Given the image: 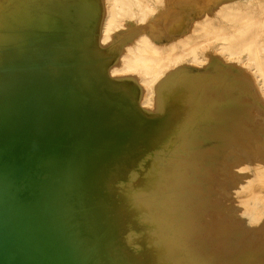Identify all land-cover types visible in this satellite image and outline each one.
<instances>
[{"label": "bare ground", "instance_id": "obj_1", "mask_svg": "<svg viewBox=\"0 0 264 264\" xmlns=\"http://www.w3.org/2000/svg\"><path fill=\"white\" fill-rule=\"evenodd\" d=\"M48 1L67 26L90 34L103 12V44L125 18L145 20L156 9L153 0H103L104 6L98 0ZM5 6L0 47L22 41L25 27L52 31L49 37L62 27L44 10V1L6 0ZM199 12L202 16L168 52L146 35L121 39L124 50L114 66L115 51L112 57H98L96 38L79 40L72 68H57L69 65L63 61L47 66L54 75L44 74L43 85L29 84L33 73L24 72L31 69L35 49L0 56V208L15 220L0 217V264H90L94 258L95 264H235L252 252H264V213L254 220L250 241L230 246L240 220L231 205L243 188L227 153L233 144L251 143L257 129L248 127L258 125L249 113H241L251 106L237 102L236 74L226 70L228 80H220L217 75H181L176 68L175 80L160 90L162 102L147 104L162 68L189 53L197 63L199 47L210 52V63L218 60L217 69L231 66L242 75L251 62L264 94V0L256 5L253 0H203ZM91 40L95 46L86 51L83 45ZM215 41L221 45L213 49ZM38 42L46 44L45 39ZM241 54L246 58L236 59ZM137 73L142 89L135 84L123 89L125 100L133 103L110 105L122 99L106 93L113 92L121 76ZM139 93L144 104L135 103ZM219 93L232 94L227 104L206 102L208 94ZM161 107L160 114L145 112ZM212 130L217 141L211 139L205 149L204 134ZM228 131L235 139L228 138ZM214 147L220 154L208 157L207 164L220 177L191 157ZM166 156L181 158L179 168L164 163ZM253 186L264 200V182ZM130 237L138 248L130 247Z\"/></svg>", "mask_w": 264, "mask_h": 264}, {"label": "rangeland", "instance_id": "obj_2", "mask_svg": "<svg viewBox=\"0 0 264 264\" xmlns=\"http://www.w3.org/2000/svg\"><path fill=\"white\" fill-rule=\"evenodd\" d=\"M41 1L45 2L46 8H44V10L48 12L51 16H53V18L59 20L62 27L55 29L53 31L54 35H52L51 37H49L47 33H52V31H42L40 29L33 27L32 28L25 27L23 28V31L27 33L26 37L23 36V39L26 38L25 43L23 42L24 41L23 39L22 41L19 39L18 41L14 40L13 42L12 41L4 42L5 44L3 43V45L0 47V56L7 54L8 51H11L12 49L36 50L35 53L30 54V56H32L29 59L31 69L29 70L27 69V71H24V72L33 73L30 79L28 80L29 84L31 85H36V84L43 85L46 82V79L44 78L45 75H47V77L54 75L52 69L47 68V66L51 64L56 65L58 63H61V61H63L64 63H69V65L67 64V66L66 65L64 66L62 64L57 66V68L67 67L66 70L69 71L70 68H72L70 66V63L75 62L74 59L76 57V53H75L76 50H74V47L76 46V43L79 40L84 42L85 40L89 41L92 38H96L98 40L97 43H99V45H97V51L100 53L98 57H105V56L110 57L112 54L116 52V55H114V57L111 56L112 57V60L110 62L111 66L118 65V61L120 60V56L122 55V51L124 50V45L121 39H125V41H127L132 36L136 38H140V36L142 35L149 36L155 45L162 47L163 50H166L168 52L170 44L173 41H175L176 37L187 34L190 31L189 30L191 27L190 25L194 23L193 21H195L196 19L202 16L201 15L202 13H200L199 11L203 0H165L167 2L165 3L167 6L161 5L162 3L153 0L152 1L153 6L155 5L154 7L156 8L153 10L154 12L153 11L149 12L145 20H138V19L133 20L131 18H125L123 20L122 25H120L119 27H115L111 30L112 36L109 38V41L106 44L100 43L102 30H103V18H102L104 16L103 12L101 13L100 20L94 23L93 32L90 34L87 33V30L85 29H79L77 27L71 28L70 25L67 26V24L64 22L63 18L61 17V14L56 10L54 3L48 0H41ZM98 1L101 2L103 0H98ZM253 2L256 5L257 0H253ZM5 3L6 0H0V13L5 10L6 8ZM101 3H102L101 6H104L105 0L104 3L103 2ZM230 23L233 24V22H229V26ZM42 39H45L46 44L38 42L41 41ZM131 40H133V38ZM90 42L86 45H83L86 51L91 50L95 46L92 40ZM220 45H221L220 42L215 41L211 43L210 46L213 49H216ZM47 47L52 50L54 49V52L49 54L44 53L43 50L47 49ZM183 47L184 46L181 43H178L179 49L183 50ZM197 50L199 53V60L197 61V63L194 62L192 63L193 56L192 53H189V54H185L182 60H178L175 62L170 61V63L167 66H164L162 68V72L159 75V77H157L153 81V87L155 93L153 95L150 94V98L149 101H147V104L150 106H156V104H158V101L162 102L164 95L160 90L164 87V85L175 80L176 77L175 71L177 70L176 68H178V71L181 73V75H184L185 72L186 73L189 72L190 74L193 75H198V74L207 75V76L217 75L220 80L221 79L228 80V78L224 75V72L226 70L227 71L229 70V72L236 74L237 78H239V82L236 80L234 83V89H236L237 93L239 92L240 94V100H238L237 102L239 103V105L242 106L245 105L251 106L249 110L248 109L245 111L242 110L241 113L243 112L249 113L250 116L252 117L251 122L255 121L258 125L257 126L251 125L248 127V129L252 127L253 129L255 128L257 129L255 131V135L253 136L254 139L251 143L233 144L229 147L227 153V156L229 158V164H231L233 168L237 167V174H238L237 178L239 179L240 182H242V188H243L242 197L239 198L238 201L232 203L231 205L233 208L231 213L236 215L237 219H240L238 220L237 225L234 227L233 232L230 235L232 239L230 246L236 249L237 247L243 246L244 241L251 240V236L253 235V231H254L252 227L253 222L257 217H260L261 214L264 213V200L257 196V191H259L260 189L257 191H252L253 189L251 188L253 185L259 187L262 184V182H264V96H263L264 94L261 92V90H259L260 86L258 84H260V81L257 82L256 79L254 80L255 76H252L254 74L249 69L251 68L252 65L251 62L247 63L249 66V68H247L248 72L245 71V73L241 75L238 74L237 68L234 69L235 67L232 68L231 66H229V67H225L226 69L224 68L217 69L218 60H214L210 63L209 60L206 58V55L208 57L211 56L210 52L206 54L201 47H199ZM238 58L245 59L246 56L245 54H241L240 57H236V59ZM181 62L184 63L181 64ZM22 63L23 61H17L16 64L21 65ZM176 64L178 65L175 66ZM221 64H224V62H222ZM228 64H226L225 66H228ZM116 77H119V75H116ZM194 78L195 80L197 79V77ZM116 84L117 85L115 86L114 90H112L113 92H111L110 94L106 93V95L109 97H115L122 100L108 102L110 105L111 104L131 105L133 103L131 100H125V97L128 96L127 93H125V91L123 90L126 84H132V85L135 84V86H137L140 90L142 89L141 76L138 73L121 76L120 80L118 79ZM230 95L232 94L231 93L226 95L220 93L210 94V95L208 94V96L206 97L207 99L206 102L209 103L211 100L214 101V103H216L217 105L227 104L229 102L228 98H231ZM142 97L143 94L139 93L137 95V98L135 99V103L144 104ZM155 98H157L158 100H155ZM162 110L163 107H161L160 111L145 109V112L151 114L153 113L160 114L157 112H161ZM216 133L217 132L215 130H212L207 134H204V141L202 145L204 144L205 149L209 147L208 144H210L209 141L211 139L213 141H217V139L213 137ZM227 133H228L227 135L228 138L232 139V137H234L233 135H231L229 131ZM219 154L220 151H218L217 147H214L212 152H208L204 150L202 151V153L200 154L198 153L195 156H191V157L194 160L199 159L197 161V164L198 162L200 163L202 161L203 162L202 165H206L209 159L208 157ZM166 157L167 159L164 163L170 165L173 168H179L178 165H180V163L182 162L181 158L178 157V159L175 158L173 160L172 159L170 160L169 156ZM192 158L184 159V161L185 162L192 161L193 160ZM197 164L194 163L193 167L196 168ZM207 165H208L207 168L209 167L210 170L213 172L212 173L213 177L219 176V173H217V169L213 167L211 163ZM238 167H240V171H238ZM260 181L261 183L259 184ZM255 186L253 187L256 188ZM10 213L4 214L0 208V217L6 215L7 218L15 222L14 217L12 215L13 213L12 214ZM128 239H130L129 241L131 244L129 245L130 247L132 246L131 247L132 249H136L140 246L139 242L132 241L133 240L132 237ZM211 243L213 245H216V242H211ZM135 244H138L137 245L138 247ZM68 245L70 246V244ZM252 254L246 255L245 259L243 260L240 259L242 260L241 263L237 261L235 264H261L264 262L263 251L260 254L259 253L255 254L254 252H252ZM10 258L11 259L14 258L13 253L12 255H10ZM97 262L99 263L98 259L94 258L93 263L95 264ZM93 263L91 262L90 264ZM229 264H231V262H229Z\"/></svg>", "mask_w": 264, "mask_h": 264}, {"label": "water", "instance_id": "obj_3", "mask_svg": "<svg viewBox=\"0 0 264 264\" xmlns=\"http://www.w3.org/2000/svg\"><path fill=\"white\" fill-rule=\"evenodd\" d=\"M22 258L26 260L27 259V255H25L24 253H22Z\"/></svg>", "mask_w": 264, "mask_h": 264}]
</instances>
